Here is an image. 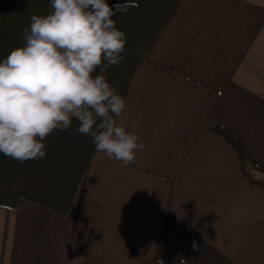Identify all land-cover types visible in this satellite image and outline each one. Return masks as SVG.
<instances>
[{
  "label": "crops",
  "instance_id": "0c3cea01",
  "mask_svg": "<svg viewBox=\"0 0 264 264\" xmlns=\"http://www.w3.org/2000/svg\"><path fill=\"white\" fill-rule=\"evenodd\" d=\"M108 3L127 41L104 75L144 148L125 166L73 118L42 159L0 153V264H264V0ZM50 5L0 0V60Z\"/></svg>",
  "mask_w": 264,
  "mask_h": 264
},
{
  "label": "clouds",
  "instance_id": "9594fccd",
  "mask_svg": "<svg viewBox=\"0 0 264 264\" xmlns=\"http://www.w3.org/2000/svg\"><path fill=\"white\" fill-rule=\"evenodd\" d=\"M50 6L46 16L31 17L24 45L0 60V153L20 162L42 159L46 138L75 118L76 131L92 137L97 153L127 166L144 144L118 120L127 103L104 75L124 59L127 37L112 18L120 5L51 0ZM97 68L101 74L93 76Z\"/></svg>",
  "mask_w": 264,
  "mask_h": 264
},
{
  "label": "trees",
  "instance_id": "16d2710c",
  "mask_svg": "<svg viewBox=\"0 0 264 264\" xmlns=\"http://www.w3.org/2000/svg\"><path fill=\"white\" fill-rule=\"evenodd\" d=\"M10 8H7V10L5 11V13L3 14V16L0 19V28L2 27L8 12H9ZM215 130L220 133L222 136L225 137V139L231 144V146H233V148L237 151L239 158L241 160V164L243 167V170L250 175L251 173L248 172L247 167L251 164V160L249 158L248 153L246 152L243 144L227 129L222 128V127H216ZM258 172H261L264 174V170H262L259 167H254ZM251 181L255 182V183H263L264 184V180H262L261 178L258 177H254V175L251 176Z\"/></svg>",
  "mask_w": 264,
  "mask_h": 264
}]
</instances>
